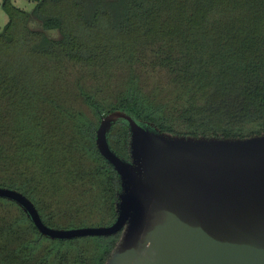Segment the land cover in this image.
<instances>
[{
  "label": "trees",
  "instance_id": "1",
  "mask_svg": "<svg viewBox=\"0 0 264 264\" xmlns=\"http://www.w3.org/2000/svg\"><path fill=\"white\" fill-rule=\"evenodd\" d=\"M29 1L1 3L0 187L46 226L113 221L119 181L94 143L110 111L172 135L264 132V0ZM128 139L121 120L106 134L123 159ZM119 237L51 239L0 198V264H104Z\"/></svg>",
  "mask_w": 264,
  "mask_h": 264
},
{
  "label": "water",
  "instance_id": "2",
  "mask_svg": "<svg viewBox=\"0 0 264 264\" xmlns=\"http://www.w3.org/2000/svg\"><path fill=\"white\" fill-rule=\"evenodd\" d=\"M128 130V159L108 146L116 121ZM99 155L119 181L113 221L52 228L28 198L0 187L41 235L120 237L104 264H264V132L247 137L172 135L113 110L95 129Z\"/></svg>",
  "mask_w": 264,
  "mask_h": 264
},
{
  "label": "rangeland",
  "instance_id": "3",
  "mask_svg": "<svg viewBox=\"0 0 264 264\" xmlns=\"http://www.w3.org/2000/svg\"><path fill=\"white\" fill-rule=\"evenodd\" d=\"M8 2L12 4L13 6L24 10L27 13H30L34 6V2L29 1V0H8ZM1 3H2V0H0V29L6 22V16L2 10ZM27 26L30 29L41 30L44 33V35L48 38L57 37L56 30H42L40 23L32 17L28 20Z\"/></svg>",
  "mask_w": 264,
  "mask_h": 264
}]
</instances>
